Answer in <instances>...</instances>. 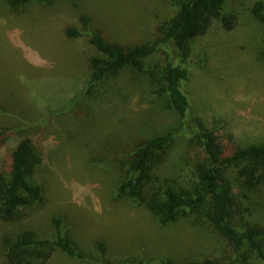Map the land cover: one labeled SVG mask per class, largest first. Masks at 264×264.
Returning <instances> with one entry per match:
<instances>
[{"label":"rangeland","instance_id":"rangeland-1","mask_svg":"<svg viewBox=\"0 0 264 264\" xmlns=\"http://www.w3.org/2000/svg\"><path fill=\"white\" fill-rule=\"evenodd\" d=\"M254 1L226 0L224 11L237 14V27L226 31L214 20L193 41L184 63L190 77L181 85L191 110L180 115L156 83L130 66L83 94L91 72L90 31L122 48L152 43L175 12L169 3L29 0L13 10L0 0V134L10 135L0 142V166L6 145L29 140L41 159L31 178L43 189L40 200L12 219L0 217V264H9L5 241L26 232L70 239L83 256L55 250L45 264H229L236 257L213 225L189 209L161 225L148 206L167 187H187L204 162L194 114L237 146L264 144V27L251 13ZM166 60L160 48L148 62ZM156 136H172L158 151L160 160L153 152L144 170L131 173L136 147ZM227 175L235 184L234 170ZM135 178H141L139 198L130 188L119 191L125 179ZM237 218L264 222V185L239 195ZM247 256L240 264H263L255 253Z\"/></svg>","mask_w":264,"mask_h":264},{"label":"trees","instance_id":"trees-1","mask_svg":"<svg viewBox=\"0 0 264 264\" xmlns=\"http://www.w3.org/2000/svg\"><path fill=\"white\" fill-rule=\"evenodd\" d=\"M29 0H8L10 7L17 10ZM43 3L50 0H39ZM176 8L175 12L160 28L158 38L149 44L121 47L90 31L88 19H82L90 31L89 43L93 53L87 62L90 74L85 84L84 95L90 96L106 77L130 66L156 83L170 107L180 115L191 110L188 94L182 89L189 80L190 71L184 65L192 49L193 41L205 36L214 20H219L226 31L234 30L239 18L234 11H224L226 0H159ZM251 13L264 27V0H255ZM69 34H76L70 31ZM162 49L166 62H148L157 50ZM172 58H178L175 63ZM194 139L205 154L204 162L198 165L195 179L185 188L177 190L167 187L161 196L149 203V210L161 225L174 221L179 210L189 209L197 217L211 223L214 229L232 247L236 257L229 264H240L255 253L264 264V222L238 221L239 195L258 191L264 185V144L237 146L231 137L227 139L218 132L204 126L203 121L193 115ZM10 135L1 133L0 142L8 143ZM172 136H156L143 141L132 155L131 173L145 169L150 155L157 156L171 142ZM5 143V144H6ZM40 155L27 139L14 140L6 145L0 166V217L12 219L21 208L40 200L43 189L33 182L32 172L40 162ZM235 172V184L228 177L227 170ZM141 178L125 179L119 187L122 192L130 188L131 194L139 198ZM60 219L53 222L60 228ZM103 250V247L100 248ZM55 250L70 257L82 258L70 239L50 240L35 238L30 232L21 234L15 240L5 241V257L9 264H45ZM188 264H228L218 260L190 262Z\"/></svg>","mask_w":264,"mask_h":264}]
</instances>
